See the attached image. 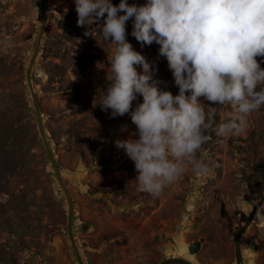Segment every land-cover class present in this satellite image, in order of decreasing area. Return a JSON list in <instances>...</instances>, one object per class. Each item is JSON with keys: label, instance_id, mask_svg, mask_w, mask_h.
<instances>
[{"label": "rangeland", "instance_id": "374dc122", "mask_svg": "<svg viewBox=\"0 0 264 264\" xmlns=\"http://www.w3.org/2000/svg\"><path fill=\"white\" fill-rule=\"evenodd\" d=\"M45 9L31 81L73 199L72 231L83 263L159 264L183 257L194 264H236L235 235L264 195V108L247 118L240 135L207 130L209 140L197 155L210 171L199 175L186 168L154 198L138 190L134 162L114 144L136 131L130 116L110 118L111 110L93 106L106 90L113 46L84 36L75 0H45ZM40 24V0H0V41L9 42L6 52L0 50V264H78L67 236L68 201L40 138L26 83ZM132 27L129 20L128 42L145 56L159 86L178 94L159 45L141 47ZM257 59L264 68V58ZM139 102L140 96L133 106ZM233 112L218 106L215 124ZM262 210L264 203L240 239L242 264H264ZM192 243H199L197 253L188 251Z\"/></svg>", "mask_w": 264, "mask_h": 264}, {"label": "clouds", "instance_id": "9594fccd", "mask_svg": "<svg viewBox=\"0 0 264 264\" xmlns=\"http://www.w3.org/2000/svg\"><path fill=\"white\" fill-rule=\"evenodd\" d=\"M75 10L84 36L113 46L108 84L93 106L111 110L110 118L127 114L136 126L114 144L134 162L139 191L158 197L186 168L206 175L209 166L197 154L209 140L207 130L240 135L247 118L264 108V68L257 59L264 58V0H75ZM129 20L141 47L159 45L178 94L159 86L145 56L128 42ZM8 43L0 41V50ZM138 96L142 102L134 107ZM224 105L234 112L216 125V108Z\"/></svg>", "mask_w": 264, "mask_h": 264}, {"label": "water", "instance_id": "95a60500", "mask_svg": "<svg viewBox=\"0 0 264 264\" xmlns=\"http://www.w3.org/2000/svg\"><path fill=\"white\" fill-rule=\"evenodd\" d=\"M40 14H41V24H40V30H39V35H38V41L36 43L34 53H33L32 57L29 61L27 69H26V83L28 86V90H29L30 97L32 100V105H33L34 112L36 115L37 127H38L40 138H41L42 143L44 145L45 152H46L48 159L50 161V164L52 166V169H53L55 178L58 182V185L60 186V188L64 192V194L67 198V201H68L67 236H68L70 245L72 247L76 262L78 264H84L79 253H78L76 243H75V240L73 237V231H72L73 199H72V196H71L70 192L68 191L66 185L63 182V179L61 177V174L59 172V169H58L57 164L55 162V159L53 157L52 151H51L50 146L48 144V141H47V138H46V135L44 132L43 123H42L40 107H39V104H38V101H37V98H36V95H35V92L33 89L32 81H31V69H32L34 60H35L37 53H38L39 39H40V36L43 32V28L45 25V16H46L45 0H40ZM262 202H264V195H262L261 198L257 201V203L253 206L247 221L244 223V225L239 229V231L235 235L234 252H235V257H236V264H240V262H241V250H240V244H239L240 239H241L242 235L245 233V231L247 230V228L251 225L252 220L255 216V213L258 211ZM86 228H87V225L82 226L83 230ZM187 249L191 254L197 253L199 250V243H192L187 247ZM159 264H194V263L189 261L188 259L183 258V257H170V258L164 259Z\"/></svg>", "mask_w": 264, "mask_h": 264}, {"label": "flooded vegetation", "instance_id": "af4514ba", "mask_svg": "<svg viewBox=\"0 0 264 264\" xmlns=\"http://www.w3.org/2000/svg\"><path fill=\"white\" fill-rule=\"evenodd\" d=\"M262 203H264V202H262ZM262 205V204H261ZM247 221V220H246ZM253 221V220H252ZM248 229V228H247ZM246 232V231H245ZM244 235V234H243ZM242 235V236H243ZM242 238V237H241ZM240 264H242V254H241V262H240Z\"/></svg>", "mask_w": 264, "mask_h": 264}]
</instances>
